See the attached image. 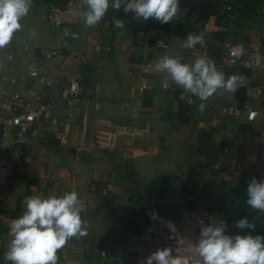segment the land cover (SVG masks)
Listing matches in <instances>:
<instances>
[{
  "label": "crops",
  "instance_id": "crops-1",
  "mask_svg": "<svg viewBox=\"0 0 264 264\" xmlns=\"http://www.w3.org/2000/svg\"><path fill=\"white\" fill-rule=\"evenodd\" d=\"M196 1L202 0H181V8L187 13L181 21L166 24L171 48L161 50L153 40L148 44L134 40L138 29L154 36L159 22L137 21L122 9H110L98 25L89 28L81 15L87 10L83 0H65L66 6L77 11L67 27L77 30L80 38L68 42L63 54L51 60L41 55L42 50L55 45L56 33L47 20L50 0H32L28 15L20 21L22 29L0 48V119L8 113L5 76L23 78L16 90L33 87L45 98H58L75 79L81 84L83 98L74 119L68 118V105L62 104L53 111L59 125L47 120L32 125L24 166L9 180L8 208L0 219V264H11L4 258L12 239L9 226L22 215L28 196H59L75 190L85 201L87 211L81 215L90 223L88 235L71 239L59 250L58 264H130L129 257L110 250L123 244L130 224L143 226L138 221L141 198L146 204H160L158 207L168 215H177L181 206L157 200L154 192L144 194L145 186L158 185L164 177H194L199 182L194 196L203 201L206 182L232 187L253 176L264 178L262 62L254 78L263 94L255 98L258 116L251 127L240 114L244 100L241 87L235 93L215 94L201 113L197 97L191 104L180 100V86L167 74L155 72L153 66L146 68L147 62L153 65L154 60L170 55L180 56L189 64L198 57L210 58L226 76L244 71L220 64L227 42L239 45L244 53L260 52L264 60V16L238 11L221 22L216 15L202 22L188 8V3ZM114 16L126 22V30L113 28ZM222 22L228 25V32L218 31ZM193 32H203L206 45L185 49L184 39ZM36 57L48 69L57 68L54 87H43L28 76V64ZM140 70L142 77L138 76ZM163 78L169 80L167 89L162 87ZM141 83L147 84L143 94L139 91ZM123 102L127 103L126 111L121 110ZM231 106L237 107L234 113L228 111ZM134 109L139 111L138 117L133 116ZM226 145L229 151L223 154V168L213 171L211 165Z\"/></svg>",
  "mask_w": 264,
  "mask_h": 264
},
{
  "label": "clouds",
  "instance_id": "clouds-1",
  "mask_svg": "<svg viewBox=\"0 0 264 264\" xmlns=\"http://www.w3.org/2000/svg\"><path fill=\"white\" fill-rule=\"evenodd\" d=\"M87 10L82 12L83 23L89 28L98 25L110 9L131 14L137 21L152 19L160 24L181 21L187 10L181 8V0H83ZM32 7V0H0V48H5L14 34L22 29L21 20ZM114 29L126 30L123 19L112 17ZM35 35V33H33ZM74 38L77 34H73ZM206 45L203 32L189 33L183 47L195 50ZM153 70L165 73L183 89V93L197 97L203 113L215 94L235 93L243 86L242 74H226L217 68L214 60L198 57L191 64L182 62L180 56L163 55L153 61ZM35 75V73H33ZM192 103V100H189ZM246 204L251 213L264 214V178L255 176L247 183ZM85 201L73 190L62 195L49 193L47 197L28 196L25 208L18 218L11 221L8 250L4 258L11 264H58L59 250L73 239L88 235L90 223L82 218L86 212ZM258 216L241 217L234 222L240 230L227 234L225 221L200 227L199 236L190 249L199 258L197 264H264V235H253ZM248 230L247 234H241ZM141 264H194L189 255H181L171 246L158 248Z\"/></svg>",
  "mask_w": 264,
  "mask_h": 264
},
{
  "label": "built area",
  "instance_id": "built-area-1",
  "mask_svg": "<svg viewBox=\"0 0 264 264\" xmlns=\"http://www.w3.org/2000/svg\"><path fill=\"white\" fill-rule=\"evenodd\" d=\"M233 7L229 4H223L220 13L232 15ZM76 10L62 5L58 0H50V7L47 12V20L56 33L55 45L42 50L41 55L45 59L57 60L62 54L65 46L70 41L78 40L80 33L77 30L67 27L73 19ZM259 15L264 16V2L260 6ZM264 23V21H263ZM229 27L222 22L218 25V31L228 32ZM152 32V31H151ZM77 34L74 38L73 34ZM134 40L139 44H148L153 40L155 47L161 50L171 48V36L166 24H160L155 28L154 36L149 31L138 29L134 32ZM260 52L244 53L242 48L235 44L227 42L224 51L220 56V64L227 67H241L245 69L242 74L245 77L243 82L244 100L240 108V114L248 127H251L258 116V110L255 108V98L263 94L261 86L255 84L254 72L259 67V61L264 68V60L260 59ZM150 62L146 63V68H151ZM28 76L37 80L43 87H54L57 80V68L48 69L41 63L38 57L30 61L27 67ZM35 73V75H33ZM138 76H143V71H138ZM23 78L14 76H5L9 87L4 91L7 94L8 113L0 119V219L6 215L9 198V180L19 173L25 163V158L29 146V134L32 125L41 120L50 121L53 126L59 125V119L53 115L55 108L62 104L68 105V118L74 119L76 112L80 110L79 103L83 98V91L78 80H72L67 87L62 89L60 96L45 98L40 91L33 87L18 89L17 86ZM169 80L162 79V87L169 88ZM147 90V84L141 83L139 91L143 94ZM180 100L189 102L193 97L183 92L179 94ZM121 110H127V103L121 104ZM237 107H229V113H234ZM133 116L138 117L139 111L133 110ZM229 151V146L223 148V152L216 158L211 165L213 171H219L223 168V154ZM194 195L189 200H194ZM225 221L228 224L227 234H237V229L222 214L211 211L203 206L192 207L185 204L179 207L177 215L165 214L159 207H154L150 212L148 221L141 227L129 230L126 240L119 247H115L110 252L117 256H127L131 259L130 264H141V261L147 258L158 248L171 246L178 250L181 255H189L193 258L194 264H197L199 258L194 256L190 249L199 236L200 227L210 223H219Z\"/></svg>",
  "mask_w": 264,
  "mask_h": 264
},
{
  "label": "trees",
  "instance_id": "trees-1",
  "mask_svg": "<svg viewBox=\"0 0 264 264\" xmlns=\"http://www.w3.org/2000/svg\"><path fill=\"white\" fill-rule=\"evenodd\" d=\"M58 1L62 5L66 4L65 0ZM263 2V0H202L188 3V8L194 13V16L202 22H206L211 15H216L217 21L221 22L228 19V14L220 13V8L223 4L231 5L233 7V13H238V11L253 13L258 12ZM239 4H242V6H239ZM250 179L251 178L247 179L242 184L232 187H226L223 184H216L214 182H206L202 186L204 193L203 196L205 198L203 201H200L198 196L194 200H189L190 196L196 194V187L199 184L194 177H188L185 180L164 177L160 184L151 186V190L154 191L157 200L164 202L165 195L179 187L185 194L190 206L196 207L200 205L211 211H216L225 216L232 223L241 217L248 216L249 219H251L253 215H256L259 217L257 220V228L252 234L264 235V214L251 213L252 210L246 204V189L247 183ZM147 208L148 206L140 208L138 215H141V210L143 209L146 213V216L144 217L145 223L148 221L150 212L153 209L152 208L149 212V209L147 210ZM130 226V230L137 228L135 224H130Z\"/></svg>",
  "mask_w": 264,
  "mask_h": 264
},
{
  "label": "water",
  "instance_id": "water-1",
  "mask_svg": "<svg viewBox=\"0 0 264 264\" xmlns=\"http://www.w3.org/2000/svg\"><path fill=\"white\" fill-rule=\"evenodd\" d=\"M164 199L166 202L176 205H183L185 203V197L179 187L175 188L174 191L168 193Z\"/></svg>",
  "mask_w": 264,
  "mask_h": 264
},
{
  "label": "rangeland",
  "instance_id": "rangeland-1",
  "mask_svg": "<svg viewBox=\"0 0 264 264\" xmlns=\"http://www.w3.org/2000/svg\"><path fill=\"white\" fill-rule=\"evenodd\" d=\"M142 191L145 192L144 194H147V195H149V194L152 195L153 192H154V191L151 190V187H148V186H145ZM141 205H142L141 208L148 206L147 210L149 209V212H150V210L152 208L160 206V204L154 203V202H151L149 204H146L142 198H141ZM143 209H145V208H143ZM143 209L141 210V215L139 216V220H138L139 221V224H142L143 222L145 223V221H144L145 218L144 217L146 216V213L143 211Z\"/></svg>",
  "mask_w": 264,
  "mask_h": 264
}]
</instances>
